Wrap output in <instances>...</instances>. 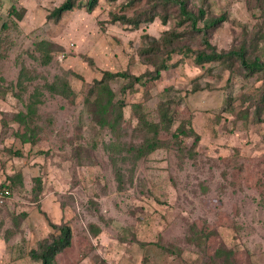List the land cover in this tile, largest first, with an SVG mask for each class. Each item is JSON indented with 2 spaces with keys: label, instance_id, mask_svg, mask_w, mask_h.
<instances>
[{
  "label": "rangeland",
  "instance_id": "rangeland-1",
  "mask_svg": "<svg viewBox=\"0 0 264 264\" xmlns=\"http://www.w3.org/2000/svg\"><path fill=\"white\" fill-rule=\"evenodd\" d=\"M63 1L0 0V264H36L29 251L62 223L71 244L54 264H224L218 249L230 264H264V78L173 54L149 80L165 33L182 35L170 48L202 50L174 9L132 29L111 16L148 11L149 0H97L91 12L74 0L51 18ZM250 6L188 2L225 15L208 33L216 52L243 45L264 61V18ZM157 43V55L140 54ZM103 72L146 83L108 81L100 117Z\"/></svg>",
  "mask_w": 264,
  "mask_h": 264
},
{
  "label": "trees",
  "instance_id": "trees-1",
  "mask_svg": "<svg viewBox=\"0 0 264 264\" xmlns=\"http://www.w3.org/2000/svg\"><path fill=\"white\" fill-rule=\"evenodd\" d=\"M114 1V0H112ZM152 4L151 8L146 11L135 12L132 17L111 16V23L118 22L123 25H129L132 29H137L141 23H150L154 18H158L161 24H165L168 16H171V12L175 10V20L178 27L187 24L188 30L185 35L192 36L194 34L198 35L200 43L202 45V50L192 51L188 47L181 46L176 48H170L173 42H177L182 36L179 33H165L162 42L165 49V55L163 59H159L158 62L150 63L153 66V74H149V80L159 79L160 72L168 69L167 63L171 62L172 55L177 54L179 56V62L184 58H189L191 56L195 65L202 66L204 64L210 63H223L227 67H231L234 63L243 70L245 75L253 76L255 74L260 75L264 78V61L258 58H249L246 56V47L241 45L238 48H230L225 52H216L215 49L208 42V33L215 28H217L222 22L225 21V15H218L215 17L206 16L203 9L198 8L195 12H192L188 8L189 0H149ZM251 4L250 8L255 9L259 12V15L264 18V0H248ZM97 0H84L81 6L86 12H91L96 6ZM74 5V0H64L63 3L50 13V17L53 19H58L62 12L71 10ZM130 5V4H129ZM155 7V8H154ZM159 7V9L157 8ZM158 10V12H157ZM12 12L17 20H20L21 16L16 14L13 9H10L9 13ZM198 23L201 24L198 27ZM158 43L155 44L153 48H148V50L142 51L140 54H147L152 52L157 55L159 53ZM46 59H48L46 57ZM173 66L174 63H169ZM21 78V73L18 75L17 84H20L19 79ZM115 78H121L127 80V86L132 87L133 84H139L141 86L145 85L146 81H143L141 76L127 75L125 73H109L103 72L101 78L98 81H94L96 91V108L100 117L105 114V108L109 103L107 99L105 103L102 104V98L106 95L108 98L111 93L108 89L107 82ZM51 88V87H50ZM61 94V93H60ZM261 97L260 102H263ZM33 104L30 103L26 107L25 116H30L33 112ZM21 113L15 115L16 122L23 124V119ZM161 120L167 123L171 122L170 118L164 113L161 114ZM151 146V145H149ZM35 182V187L31 191L33 196L36 197L40 192V179L38 177L33 178ZM2 193V192H1ZM53 233L49 235L48 238L39 241L36 244V248L30 250L28 253L31 262L36 264H54V257L62 252L64 249L68 248L71 244V231L67 223H62L60 225H50ZM216 255L222 258L224 264H230L229 259L232 257L233 253L229 250L218 249Z\"/></svg>",
  "mask_w": 264,
  "mask_h": 264
},
{
  "label": "built area",
  "instance_id": "built-area-1",
  "mask_svg": "<svg viewBox=\"0 0 264 264\" xmlns=\"http://www.w3.org/2000/svg\"><path fill=\"white\" fill-rule=\"evenodd\" d=\"M7 195V191L3 190L2 193H0V196Z\"/></svg>",
  "mask_w": 264,
  "mask_h": 264
}]
</instances>
